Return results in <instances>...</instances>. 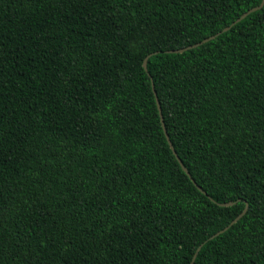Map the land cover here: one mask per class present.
I'll use <instances>...</instances> for the list:
<instances>
[{
    "label": "trees",
    "instance_id": "1",
    "mask_svg": "<svg viewBox=\"0 0 264 264\" xmlns=\"http://www.w3.org/2000/svg\"><path fill=\"white\" fill-rule=\"evenodd\" d=\"M261 2L0 0V264H264Z\"/></svg>",
    "mask_w": 264,
    "mask_h": 264
},
{
    "label": "water",
    "instance_id": "2",
    "mask_svg": "<svg viewBox=\"0 0 264 264\" xmlns=\"http://www.w3.org/2000/svg\"><path fill=\"white\" fill-rule=\"evenodd\" d=\"M263 5H264V0H262L261 4H260L258 7H256V8H252V9L248 10L247 12H245L240 18H238V19L236 20L235 23L241 21L242 19H244V18H245L247 15H249L250 13L260 10V9L263 7ZM235 23H233L231 26H233ZM231 26L224 28L221 32L217 33V34L214 35V36H211V37H209V38H206V39L202 40V41L199 42V43H196V44H194V45H191V46H188V47H185V48L177 49V50L166 51L165 53H167V54H181V53H183V52H185V51H188V50L194 49V48H196V47H198V46H201L202 44H205V43H207V42L213 40L215 37H217V36L220 35L221 33L228 31V30L230 29ZM157 53H159V52H155V54H157ZM151 55H152V54H150V56H151ZM150 56H149V57H150ZM147 59H148V57H146V58L144 59V61H143V68H144L145 71L147 70ZM157 108H158V111H159L160 120H161V123H162V127H163V130H164V133H165V136H166V139H167L168 145H169L170 149L172 150L174 156L176 157L177 161L179 162V164H180L182 170H183V171L189 176V174H188L186 168L182 165L180 159L177 157V155H176V153H175V151H174V149H173V147H172V145H171V142L169 141V138H168V136L166 135V131H165V129H164V125H163V121H162L161 110H160V106H159L158 102H157ZM197 188H198V190L202 191L199 187H197ZM219 205L222 206V207H227V206H231L232 203H225V204H219ZM246 211H247V206H245V208L243 209V211H242V212H241V213H240V214H239V215H238V216H237V217H236V218H235V219L229 224V226H227V227H225L224 229H222L221 231H219V232L213 234L209 239H210V240H211V239H214L215 237H217V236H219L220 234H222V233H224L225 231H227L229 227H231L233 224H235L239 219H241V218L245 215ZM201 247H202V245H200V246L196 249V252L194 253V255H193V257H192V260H191L190 264H193V262H194V260H195V258H196V256H197L198 252L200 251Z\"/></svg>",
    "mask_w": 264,
    "mask_h": 264
}]
</instances>
